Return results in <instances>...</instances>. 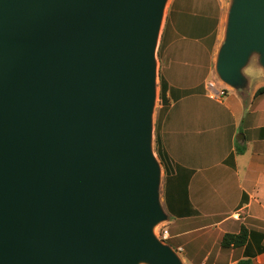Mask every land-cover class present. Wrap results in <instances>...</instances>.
Returning <instances> with one entry per match:
<instances>
[{"label": "water", "instance_id": "obj_1", "mask_svg": "<svg viewBox=\"0 0 264 264\" xmlns=\"http://www.w3.org/2000/svg\"><path fill=\"white\" fill-rule=\"evenodd\" d=\"M165 3L0 0V264H183L154 232ZM214 69L264 75V0H231Z\"/></svg>", "mask_w": 264, "mask_h": 264}, {"label": "crops", "instance_id": "obj_2", "mask_svg": "<svg viewBox=\"0 0 264 264\" xmlns=\"http://www.w3.org/2000/svg\"><path fill=\"white\" fill-rule=\"evenodd\" d=\"M185 17L180 14L172 38L159 46L172 86L192 64L213 62L214 49H191L198 42L188 38H203L205 31L195 32L200 22L185 26ZM255 76L260 78L252 79L248 93L232 90L225 102L193 96L173 101L177 91L167 90L173 102L157 123L171 237L166 244L183 264H264V93L256 95L264 76ZM242 226L245 243L222 246L223 235L237 234Z\"/></svg>", "mask_w": 264, "mask_h": 264}, {"label": "rangeland", "instance_id": "obj_3", "mask_svg": "<svg viewBox=\"0 0 264 264\" xmlns=\"http://www.w3.org/2000/svg\"><path fill=\"white\" fill-rule=\"evenodd\" d=\"M168 3L166 4L164 16L159 32V38L157 42V49H156V97L153 105V111H152V141H151V148L152 151L158 161V163L161 166V174H160V183H159V199L162 204L163 209H165L164 205V193H165V177L163 173V162L161 161V157L157 155V147L155 145V141L158 140L159 143L161 140H159L158 133H157V123L162 118V116L165 115V113L170 108V105L173 101L179 99L180 97H192L198 101L209 99L213 101H218L224 96H226L230 91L233 89L226 86L216 75L215 69H214V62H215V54L217 51V48L219 44L221 43L222 36H223V30H224V23H225V17L227 10L229 8V5L231 3V0H168ZM180 14H184L185 17V26H188L192 23H199L198 28L195 30V32H204L205 34L201 38L198 37H190L189 40H196L197 39V45L191 47L192 50L199 49V46L201 48L205 47L210 51V49H214L213 52V62L209 65V63H204L202 65H197L198 62H196V65L198 67H195L193 64L191 67H188L183 71L182 75L175 76L173 86L168 85V82L166 81V70L164 67V60L162 59V50L159 48L161 40L163 41H169L171 36V30L173 26L178 27L176 25V22H179ZM183 22V21H182ZM188 31V30H187ZM196 42V41H195ZM201 44V45H200ZM196 55V54H195ZM195 59H198V56H195ZM205 65V67H203ZM250 73V72H249ZM253 73V72H252ZM252 73H250L251 77V84L249 88L244 90H238L240 94L248 93L249 90H251L252 87V79L255 82L256 77L260 78L258 76H255V79L252 78ZM264 76V75H263ZM160 79L163 80L167 84V90L170 91H177L175 94V98L171 99V97H167V101L161 103L159 99V82ZM178 86V87H176ZM181 87V88H180ZM223 91L222 95H219L218 92ZM218 94L219 96H217ZM233 93H229L228 97H231ZM167 96V92H166ZM206 99V100H207ZM224 102L226 101V97L223 98ZM247 101V97H245ZM160 150H162L161 143ZM165 211V210H164ZM166 213V212H165ZM167 215V213H166ZM168 217V215H167ZM163 229H166L169 231L167 237L163 240L164 243H169L171 240L170 237V230L167 224V221H163L160 224H158L155 229V235H159L160 232H162ZM139 264H147V263H139Z\"/></svg>", "mask_w": 264, "mask_h": 264}, {"label": "trees", "instance_id": "obj_4", "mask_svg": "<svg viewBox=\"0 0 264 264\" xmlns=\"http://www.w3.org/2000/svg\"><path fill=\"white\" fill-rule=\"evenodd\" d=\"M167 84L160 79V82H159V99L161 101V103L164 104V102L167 101V96H166V92H167ZM264 93V86L262 87H259L257 90H256V95H259V94H263ZM159 141L156 140L155 141V145L157 147V155L159 156V158L161 157V161L163 162V153H162V150H160V145H159ZM244 151V148L243 147H239L236 149V152L237 153H242ZM247 239V230L245 227H241L239 233L237 234H231V233H225L223 235V238H222V241H221V244L222 246H229L230 244H232L233 246L235 247H238V246H241L245 243ZM236 264H249L247 260H239Z\"/></svg>", "mask_w": 264, "mask_h": 264}, {"label": "built area", "instance_id": "obj_5", "mask_svg": "<svg viewBox=\"0 0 264 264\" xmlns=\"http://www.w3.org/2000/svg\"><path fill=\"white\" fill-rule=\"evenodd\" d=\"M219 95L223 94V91H219L218 92ZM218 94H216L217 96H219ZM168 235V231L166 229H163L162 232H160V234L158 235L160 240H164ZM203 264V263H200Z\"/></svg>", "mask_w": 264, "mask_h": 264}, {"label": "bare ground", "instance_id": "obj_6", "mask_svg": "<svg viewBox=\"0 0 264 264\" xmlns=\"http://www.w3.org/2000/svg\"><path fill=\"white\" fill-rule=\"evenodd\" d=\"M167 1H168V0H166V3H165V6H164V8L166 7V4L168 3ZM164 11H165V9H164ZM163 16H164V14H163Z\"/></svg>", "mask_w": 264, "mask_h": 264}]
</instances>
